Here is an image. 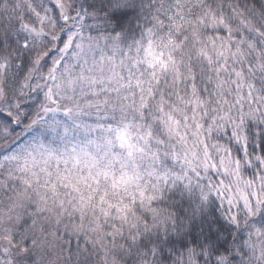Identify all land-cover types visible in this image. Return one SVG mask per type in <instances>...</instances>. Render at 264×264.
Returning <instances> with one entry per match:
<instances>
[{
  "label": "snow or ice",
  "instance_id": "obj_1",
  "mask_svg": "<svg viewBox=\"0 0 264 264\" xmlns=\"http://www.w3.org/2000/svg\"><path fill=\"white\" fill-rule=\"evenodd\" d=\"M131 3L0 0V264H264V0Z\"/></svg>",
  "mask_w": 264,
  "mask_h": 264
},
{
  "label": "trees",
  "instance_id": "obj_2",
  "mask_svg": "<svg viewBox=\"0 0 264 264\" xmlns=\"http://www.w3.org/2000/svg\"><path fill=\"white\" fill-rule=\"evenodd\" d=\"M90 3L91 0H88ZM141 6L142 0H132V3L129 7H126L121 10L119 15L123 17L120 23L115 21L112 22L111 28L109 30L114 31H126L129 35L136 33L137 23L141 19ZM87 8V4L84 5ZM264 143V141H261ZM176 203L179 205L178 213L189 207L191 203V199L187 193H176ZM215 206L213 202L210 200L204 207L203 216L198 215L194 221V227L190 224L184 231L182 232H156L146 234L141 238V245L150 249L152 245L155 243L158 245L159 249V258L164 261H168L170 264V260L172 257L173 251H180L185 246L191 247L197 242V238L201 242H212L215 243L216 246L220 249V251H224L226 249H230V246L233 242L234 237L238 236L239 239H245L247 232L245 229H241L239 232H236L232 225L229 224L227 220H225L216 210L215 217L212 215ZM219 217V223L214 224L212 227V232L207 235L212 237L211 241H205V237L201 236V231L206 229L207 225L205 223V219L211 221ZM258 225L264 223L259 218V215L254 220ZM246 232V233H245ZM213 234H218V239H216ZM233 259H238V257H233Z\"/></svg>",
  "mask_w": 264,
  "mask_h": 264
},
{
  "label": "rangeland",
  "instance_id": "obj_3",
  "mask_svg": "<svg viewBox=\"0 0 264 264\" xmlns=\"http://www.w3.org/2000/svg\"><path fill=\"white\" fill-rule=\"evenodd\" d=\"M255 220V218H253ZM246 231V230H245ZM246 233V232H245Z\"/></svg>",
  "mask_w": 264,
  "mask_h": 264
}]
</instances>
